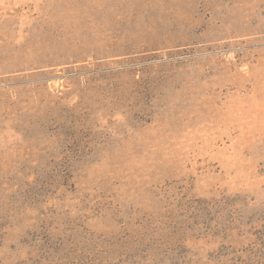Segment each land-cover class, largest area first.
<instances>
[{
    "label": "rangeland",
    "instance_id": "1",
    "mask_svg": "<svg viewBox=\"0 0 264 264\" xmlns=\"http://www.w3.org/2000/svg\"><path fill=\"white\" fill-rule=\"evenodd\" d=\"M0 264H264V0H0Z\"/></svg>",
    "mask_w": 264,
    "mask_h": 264
}]
</instances>
